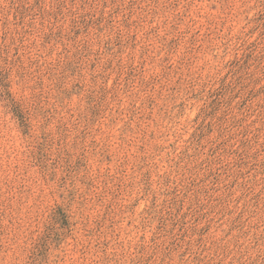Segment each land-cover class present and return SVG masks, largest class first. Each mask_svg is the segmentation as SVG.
I'll return each mask as SVG.
<instances>
[{
	"label": "rangeland",
	"instance_id": "rangeland-1",
	"mask_svg": "<svg viewBox=\"0 0 264 264\" xmlns=\"http://www.w3.org/2000/svg\"><path fill=\"white\" fill-rule=\"evenodd\" d=\"M0 264H264V0H0Z\"/></svg>",
	"mask_w": 264,
	"mask_h": 264
}]
</instances>
